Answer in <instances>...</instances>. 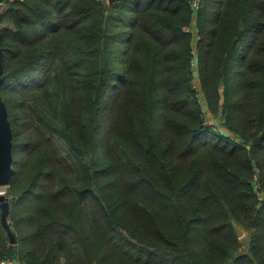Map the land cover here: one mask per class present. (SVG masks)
Segmentation results:
<instances>
[{
	"label": "trees",
	"instance_id": "trees-1",
	"mask_svg": "<svg viewBox=\"0 0 264 264\" xmlns=\"http://www.w3.org/2000/svg\"><path fill=\"white\" fill-rule=\"evenodd\" d=\"M193 2L0 0V262L264 264V0Z\"/></svg>",
	"mask_w": 264,
	"mask_h": 264
},
{
	"label": "water",
	"instance_id": "water-1",
	"mask_svg": "<svg viewBox=\"0 0 264 264\" xmlns=\"http://www.w3.org/2000/svg\"><path fill=\"white\" fill-rule=\"evenodd\" d=\"M112 2L113 0H109ZM2 58H3V51L0 48V89L3 82L2 79ZM12 133L10 128V123L7 118V111L4 106V103L1 99L0 95V185H8L11 179L12 175V153H11V147H12ZM0 207H1V223L4 229L7 232V235L9 237V242L14 243V235L12 231L9 228L8 222H7V215L9 211V204L8 199L5 197V195H0ZM236 232L238 236H242V230L235 226Z\"/></svg>",
	"mask_w": 264,
	"mask_h": 264
},
{
	"label": "rangeland",
	"instance_id": "rangeland-1",
	"mask_svg": "<svg viewBox=\"0 0 264 264\" xmlns=\"http://www.w3.org/2000/svg\"><path fill=\"white\" fill-rule=\"evenodd\" d=\"M210 122L212 124H216L218 129L222 130L223 128L221 127V124L220 122L218 121V119H213V118H210ZM229 134V133H228ZM7 186L8 185H0V195L3 194L5 195V192H6V189H7ZM243 235L242 236H238V239H240L242 241V249L245 250L246 249V246H247V237H244L245 234L244 232L242 231Z\"/></svg>",
	"mask_w": 264,
	"mask_h": 264
},
{
	"label": "built area",
	"instance_id": "built-area-1",
	"mask_svg": "<svg viewBox=\"0 0 264 264\" xmlns=\"http://www.w3.org/2000/svg\"><path fill=\"white\" fill-rule=\"evenodd\" d=\"M197 3V0H194L193 5L195 6ZM0 264H21L16 260H2Z\"/></svg>",
	"mask_w": 264,
	"mask_h": 264
}]
</instances>
